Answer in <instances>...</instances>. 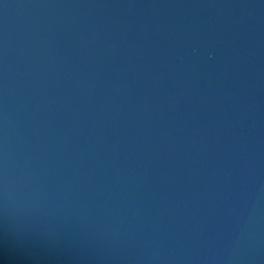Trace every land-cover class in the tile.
Instances as JSON below:
<instances>
[{
  "label": "water",
  "instance_id": "water-1",
  "mask_svg": "<svg viewBox=\"0 0 264 264\" xmlns=\"http://www.w3.org/2000/svg\"><path fill=\"white\" fill-rule=\"evenodd\" d=\"M0 264H264V0H0Z\"/></svg>",
  "mask_w": 264,
  "mask_h": 264
}]
</instances>
